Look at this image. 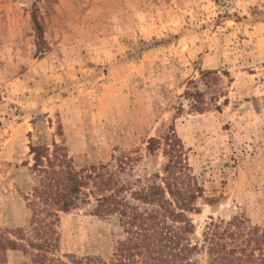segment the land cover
Listing matches in <instances>:
<instances>
[{"label":"rangeland","instance_id":"rangeland-1","mask_svg":"<svg viewBox=\"0 0 264 264\" xmlns=\"http://www.w3.org/2000/svg\"><path fill=\"white\" fill-rule=\"evenodd\" d=\"M170 126L204 191L188 238L207 264L211 219L264 228V0H0L1 231L28 228L31 145H64L76 169L137 151L151 171L164 158H146V141ZM92 209L59 214L64 262L109 261L123 238ZM31 255L8 250L5 262Z\"/></svg>","mask_w":264,"mask_h":264},{"label":"trees","instance_id":"trees-1","mask_svg":"<svg viewBox=\"0 0 264 264\" xmlns=\"http://www.w3.org/2000/svg\"><path fill=\"white\" fill-rule=\"evenodd\" d=\"M32 7L31 21L37 40L42 42V19L35 3ZM213 73L207 71L202 76ZM158 152L164 163L151 171L138 169L143 159L131 150L113 155L109 163L76 169L64 145L55 141L51 147L31 145L32 186L25 197L28 228L0 229V264H6L8 250L25 248L32 253V264H196L191 256L198 247L188 238L194 233L190 215L199 213L197 201L204 191L173 127L162 137L146 141V158ZM91 201L94 215L117 220L123 238L109 261L65 255L72 260L66 263L55 254L59 214ZM202 236L207 264H264V228L252 226L243 216L228 221L211 219Z\"/></svg>","mask_w":264,"mask_h":264}]
</instances>
